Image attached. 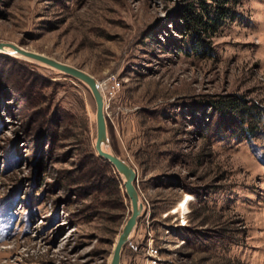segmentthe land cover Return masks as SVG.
Instances as JSON below:
<instances>
[{
	"label": "rangeland",
	"instance_id": "obj_1",
	"mask_svg": "<svg viewBox=\"0 0 264 264\" xmlns=\"http://www.w3.org/2000/svg\"><path fill=\"white\" fill-rule=\"evenodd\" d=\"M195 1L0 0V41L103 84L145 207L121 264H264V0H231L203 53ZM233 100L255 107L250 132L219 119ZM96 138L86 84L0 53V264H111L132 207Z\"/></svg>",
	"mask_w": 264,
	"mask_h": 264
},
{
	"label": "water",
	"instance_id": "obj_2",
	"mask_svg": "<svg viewBox=\"0 0 264 264\" xmlns=\"http://www.w3.org/2000/svg\"><path fill=\"white\" fill-rule=\"evenodd\" d=\"M11 48L26 58L44 63L65 74H68L83 82L91 90L96 103V129L97 138L95 143L98 155L108 161L120 175L123 176V184L127 197L131 202V214L127 219L115 244L111 264H121L122 251L126 243L131 239L132 233L137 227L139 217L144 212V203L141 199L137 186V171L130 161L120 156L113 150L109 138L108 124L105 113V100L101 93L97 79L87 71L74 65L61 62L45 54L28 50L12 42L0 41V53L11 55Z\"/></svg>",
	"mask_w": 264,
	"mask_h": 264
},
{
	"label": "trees",
	"instance_id": "obj_3",
	"mask_svg": "<svg viewBox=\"0 0 264 264\" xmlns=\"http://www.w3.org/2000/svg\"><path fill=\"white\" fill-rule=\"evenodd\" d=\"M206 1L207 0L195 1L199 4V6H201V11L197 12L196 7L188 8V13H186L185 16V22L191 29H193L195 34L197 33V35L192 36L194 37L192 38V45L194 49L200 53L210 52L211 45L205 39L199 37L198 33L211 32L217 28L218 25H221L225 19L233 16L232 7L229 5L231 0H211V4H207ZM215 106L219 119L221 118L222 120H227L226 123L222 120H218L216 123L217 125L220 123L222 124V122L223 124L231 123L235 121V118H238L239 123H237V128L234 127L235 131L241 130L243 132H250L253 128V121L255 123L254 117L251 119L250 123H248V126H245V124H247V118H249V115H251L255 107L247 106L239 100L226 102L220 101L219 104H216ZM234 125L235 123H233V126ZM223 130L225 129L221 128L220 131Z\"/></svg>",
	"mask_w": 264,
	"mask_h": 264
},
{
	"label": "bare ground",
	"instance_id": "obj_4",
	"mask_svg": "<svg viewBox=\"0 0 264 264\" xmlns=\"http://www.w3.org/2000/svg\"><path fill=\"white\" fill-rule=\"evenodd\" d=\"M8 50L9 51H11V55H13V56H17V57H22L23 55H21L20 53H16V52H14V50H12L11 48H8ZM25 57V56H24ZM99 83V87H100V90H101V93H102V95H103V97H104V94H103V84H101L100 82H98ZM105 100V99H104ZM189 198V197H188ZM185 199V198H184ZM182 201H184V200H182ZM185 202H186V200L182 203V205H184L185 204Z\"/></svg>",
	"mask_w": 264,
	"mask_h": 264
},
{
	"label": "built area",
	"instance_id": "obj_5",
	"mask_svg": "<svg viewBox=\"0 0 264 264\" xmlns=\"http://www.w3.org/2000/svg\"><path fill=\"white\" fill-rule=\"evenodd\" d=\"M149 256L152 257V259L154 260V262L156 263V258H157V253H158V250L157 249H150L149 250Z\"/></svg>",
	"mask_w": 264,
	"mask_h": 264
}]
</instances>
